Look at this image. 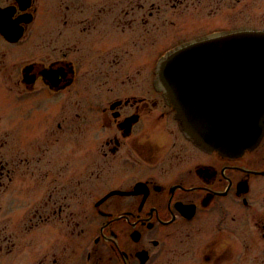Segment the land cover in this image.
<instances>
[{"label": "flooded vegetation", "instance_id": "obj_1", "mask_svg": "<svg viewBox=\"0 0 264 264\" xmlns=\"http://www.w3.org/2000/svg\"><path fill=\"white\" fill-rule=\"evenodd\" d=\"M260 2L0 0V264H264V131L200 148L156 72L264 34Z\"/></svg>", "mask_w": 264, "mask_h": 264}, {"label": "water", "instance_id": "obj_2", "mask_svg": "<svg viewBox=\"0 0 264 264\" xmlns=\"http://www.w3.org/2000/svg\"><path fill=\"white\" fill-rule=\"evenodd\" d=\"M222 44L209 38L169 52L157 76L193 142L209 151L243 153L264 131V36L248 35L235 52L222 51Z\"/></svg>", "mask_w": 264, "mask_h": 264}, {"label": "rangeland", "instance_id": "obj_3", "mask_svg": "<svg viewBox=\"0 0 264 264\" xmlns=\"http://www.w3.org/2000/svg\"><path fill=\"white\" fill-rule=\"evenodd\" d=\"M248 8H249L248 4H245L244 9L247 10ZM255 8L257 9V15L256 16L254 15V22L260 23L261 25H263V23H264V4L260 2L259 4L255 5ZM251 19L252 18H250V19L245 18V21H248V20L251 21ZM213 25H215V24L212 21L209 22L208 20L195 19L194 21L189 22L184 27V29L180 32L186 33L188 31H194V30H197L199 28L213 26ZM167 43L168 42H167L166 38H162V37L156 38L155 42L151 46L148 47L149 49L147 51V56H146L148 62L152 61L162 51V49L165 47V45Z\"/></svg>", "mask_w": 264, "mask_h": 264}]
</instances>
